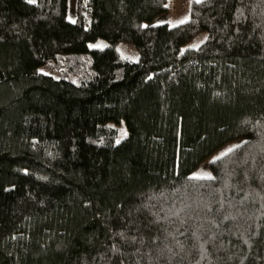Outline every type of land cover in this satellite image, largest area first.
<instances>
[{"label": "trees", "instance_id": "trees-1", "mask_svg": "<svg viewBox=\"0 0 264 264\" xmlns=\"http://www.w3.org/2000/svg\"><path fill=\"white\" fill-rule=\"evenodd\" d=\"M166 3L0 0V264H264V0Z\"/></svg>", "mask_w": 264, "mask_h": 264}, {"label": "rangeland", "instance_id": "rangeland-1", "mask_svg": "<svg viewBox=\"0 0 264 264\" xmlns=\"http://www.w3.org/2000/svg\"><path fill=\"white\" fill-rule=\"evenodd\" d=\"M198 0H167L166 6L167 9L158 14L151 23L153 24H163L168 23L170 25H177L180 24L181 20L186 21L190 18L191 15V7L193 2ZM68 18L71 20H76L77 16V0H68ZM208 37L207 31H200L196 36H194L189 42L183 45L182 51L188 48H196L200 46ZM109 44L106 39L98 38L95 41H92L89 45L90 49L94 48H104ZM117 48L119 52L124 56L131 58L133 60L139 59V52L136 47L128 42L120 41L117 43ZM41 72L46 74H51L58 76L57 71L53 70L51 64L44 65L40 67ZM111 125L118 128V136L117 142L121 141L127 135V129L125 121L122 120L119 123L112 122ZM243 139H238L234 141H230L217 149L214 153H212L208 158L203 160L198 167L193 171L194 176L200 177H207L212 174L211 172V162L214 161L216 158L222 156L229 149H232L239 145Z\"/></svg>", "mask_w": 264, "mask_h": 264}, {"label": "snow or ice", "instance_id": "snow-or-ice-1", "mask_svg": "<svg viewBox=\"0 0 264 264\" xmlns=\"http://www.w3.org/2000/svg\"><path fill=\"white\" fill-rule=\"evenodd\" d=\"M198 2H199V0H198ZM181 23H184V21L183 20H181L180 21ZM228 151H232V149H229ZM210 178V177H209Z\"/></svg>", "mask_w": 264, "mask_h": 264}]
</instances>
